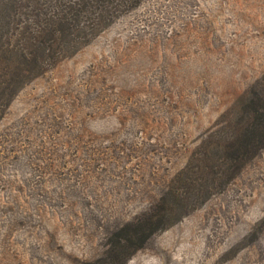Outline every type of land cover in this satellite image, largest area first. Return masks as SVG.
<instances>
[{"label": "rangeland", "instance_id": "374dc122", "mask_svg": "<svg viewBox=\"0 0 264 264\" xmlns=\"http://www.w3.org/2000/svg\"><path fill=\"white\" fill-rule=\"evenodd\" d=\"M9 79L0 264H264V0H140Z\"/></svg>", "mask_w": 264, "mask_h": 264}, {"label": "trees", "instance_id": "16d2710c", "mask_svg": "<svg viewBox=\"0 0 264 264\" xmlns=\"http://www.w3.org/2000/svg\"><path fill=\"white\" fill-rule=\"evenodd\" d=\"M139 1L0 0V59L31 62L42 70L46 64L74 52L118 14ZM18 71V68L11 70L13 77L29 76V71ZM4 83L0 90L8 101L17 85L10 79ZM247 96L248 119L260 121L254 122L253 129L249 130L253 137L245 152L264 138V80L256 81ZM234 135L229 132L224 136L233 138Z\"/></svg>", "mask_w": 264, "mask_h": 264}]
</instances>
